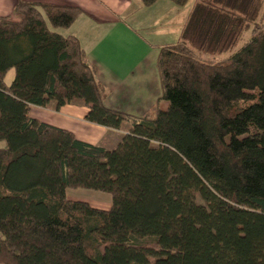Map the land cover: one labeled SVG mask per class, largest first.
<instances>
[{
    "label": "trees",
    "instance_id": "16d2710c",
    "mask_svg": "<svg viewBox=\"0 0 264 264\" xmlns=\"http://www.w3.org/2000/svg\"><path fill=\"white\" fill-rule=\"evenodd\" d=\"M262 7L196 0L159 48L161 96L132 117L105 106L86 51L61 32L83 10L18 0L0 18V264H264ZM73 101L85 121L127 133L106 149L30 114Z\"/></svg>",
    "mask_w": 264,
    "mask_h": 264
},
{
    "label": "crops",
    "instance_id": "0c3cea01",
    "mask_svg": "<svg viewBox=\"0 0 264 264\" xmlns=\"http://www.w3.org/2000/svg\"><path fill=\"white\" fill-rule=\"evenodd\" d=\"M18 0H0V18L11 17ZM72 5L83 10L65 34L78 38L98 81L108 90L105 106L132 117L143 116L161 96L156 61L160 46L175 44L192 6L178 7L162 0L143 7L139 0H34ZM122 18V20H120ZM139 30L147 38L139 35ZM172 38H171V37ZM87 107L73 101L61 108L54 102L31 107V116L66 129L85 143L114 148L130 125L118 130L85 121Z\"/></svg>",
    "mask_w": 264,
    "mask_h": 264
},
{
    "label": "rangeland",
    "instance_id": "374dc122",
    "mask_svg": "<svg viewBox=\"0 0 264 264\" xmlns=\"http://www.w3.org/2000/svg\"><path fill=\"white\" fill-rule=\"evenodd\" d=\"M195 2H196V0H187L186 4L184 6H189V5L193 6ZM260 17L263 19V22H264V0H263V7L261 9ZM61 32L63 33L65 31H61ZM139 35L147 38V34L143 30H139ZM246 37H247V35H245L243 37V40L239 41V43L235 46L232 53H234L240 49L243 41L245 40L244 38H246ZM226 56L227 55L218 56L215 59L220 60ZM12 77H13V71L11 70L6 76V82L10 83L12 80ZM4 145H5L4 142H0V148L4 147ZM67 196L70 199L84 200V201L88 202L91 206L96 207V208L107 209L109 207V204H110L109 196L106 194H102V193H95V192L85 191V190H68ZM197 203L202 204V202L199 199H197Z\"/></svg>",
    "mask_w": 264,
    "mask_h": 264
}]
</instances>
